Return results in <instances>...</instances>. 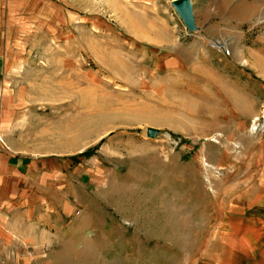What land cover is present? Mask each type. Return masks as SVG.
Masks as SVG:
<instances>
[{"label": "rangeland", "instance_id": "1", "mask_svg": "<svg viewBox=\"0 0 264 264\" xmlns=\"http://www.w3.org/2000/svg\"><path fill=\"white\" fill-rule=\"evenodd\" d=\"M85 3L74 0L72 22L34 36L18 57L25 76L56 75L57 102L39 110L66 114L73 150L91 149L74 165L73 201L75 211L78 199L89 203L95 238L57 251L72 258L65 264H209L223 249L224 214L264 185V105L236 118L243 106L210 82L214 73L180 74L167 63L175 56L131 40L105 2Z\"/></svg>", "mask_w": 264, "mask_h": 264}, {"label": "crops", "instance_id": "2", "mask_svg": "<svg viewBox=\"0 0 264 264\" xmlns=\"http://www.w3.org/2000/svg\"><path fill=\"white\" fill-rule=\"evenodd\" d=\"M101 1L115 20L128 25L131 40L175 56L167 63L180 65V74L214 73L210 82L243 106L236 118L252 119L264 105L259 0H190L194 32L178 18L174 0ZM73 7L74 0H0V264L71 263L62 250L82 248L95 238L89 203L78 199L82 209L75 211L73 201L74 165L78 169L91 149L73 150L66 114L39 110L41 104L57 102L49 89L56 75L44 77L49 83L41 85V76L23 74L29 65L18 59L34 36L51 39L57 31L48 28L71 23L67 9ZM134 16L143 17L149 30H136ZM35 89L37 95L28 93ZM246 196V203L224 214L223 249L211 255L209 264H264V185Z\"/></svg>", "mask_w": 264, "mask_h": 264}, {"label": "water", "instance_id": "3", "mask_svg": "<svg viewBox=\"0 0 264 264\" xmlns=\"http://www.w3.org/2000/svg\"><path fill=\"white\" fill-rule=\"evenodd\" d=\"M171 4L178 18L183 22L185 28L189 32H194L196 29L193 25V14L190 0H174ZM146 133L148 137H153L158 133V131L148 128Z\"/></svg>", "mask_w": 264, "mask_h": 264}, {"label": "built area", "instance_id": "4", "mask_svg": "<svg viewBox=\"0 0 264 264\" xmlns=\"http://www.w3.org/2000/svg\"><path fill=\"white\" fill-rule=\"evenodd\" d=\"M223 50H224V54L225 55H229V50L228 49L224 48Z\"/></svg>", "mask_w": 264, "mask_h": 264}, {"label": "bare ground", "instance_id": "5", "mask_svg": "<svg viewBox=\"0 0 264 264\" xmlns=\"http://www.w3.org/2000/svg\"><path fill=\"white\" fill-rule=\"evenodd\" d=\"M263 114H264V110H263Z\"/></svg>", "mask_w": 264, "mask_h": 264}]
</instances>
